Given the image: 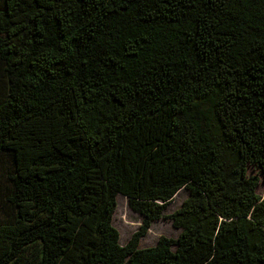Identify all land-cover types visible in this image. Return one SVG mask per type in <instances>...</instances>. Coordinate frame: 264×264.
Returning a JSON list of instances; mask_svg holds the SVG:
<instances>
[{
	"label": "trees",
	"instance_id": "1",
	"mask_svg": "<svg viewBox=\"0 0 264 264\" xmlns=\"http://www.w3.org/2000/svg\"><path fill=\"white\" fill-rule=\"evenodd\" d=\"M5 160L0 264H264V0H0Z\"/></svg>",
	"mask_w": 264,
	"mask_h": 264
},
{
	"label": "rangeland",
	"instance_id": "2",
	"mask_svg": "<svg viewBox=\"0 0 264 264\" xmlns=\"http://www.w3.org/2000/svg\"><path fill=\"white\" fill-rule=\"evenodd\" d=\"M11 159V158H10ZM10 170V163L8 160L0 163V176L7 181L8 172ZM252 174L258 173L257 168L250 167ZM258 193L264 197V184H261L258 188ZM188 197L187 190H181L175 199L171 202L166 210V214H171L182 206L183 201ZM114 225L119 229L121 234V243L124 245L129 242L132 236L138 232L143 222V217L134 212L129 204V199L123 195L117 197V210L113 219ZM180 230L176 229L171 220L161 219L156 221L147 230L146 234L141 238L139 242V248H147L154 246L161 236L174 237L179 236ZM31 258L25 257L19 264H31Z\"/></svg>",
	"mask_w": 264,
	"mask_h": 264
}]
</instances>
